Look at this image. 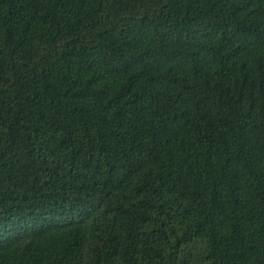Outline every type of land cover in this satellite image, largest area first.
<instances>
[{
    "label": "trees",
    "instance_id": "obj_1",
    "mask_svg": "<svg viewBox=\"0 0 264 264\" xmlns=\"http://www.w3.org/2000/svg\"><path fill=\"white\" fill-rule=\"evenodd\" d=\"M0 264H264V0H0Z\"/></svg>",
    "mask_w": 264,
    "mask_h": 264
}]
</instances>
